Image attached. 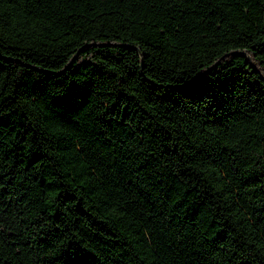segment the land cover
Returning a JSON list of instances; mask_svg holds the SVG:
<instances>
[{
    "label": "trees",
    "instance_id": "16d2710c",
    "mask_svg": "<svg viewBox=\"0 0 264 264\" xmlns=\"http://www.w3.org/2000/svg\"><path fill=\"white\" fill-rule=\"evenodd\" d=\"M0 264H264V0H0Z\"/></svg>",
    "mask_w": 264,
    "mask_h": 264
},
{
    "label": "water",
    "instance_id": "95a60500",
    "mask_svg": "<svg viewBox=\"0 0 264 264\" xmlns=\"http://www.w3.org/2000/svg\"><path fill=\"white\" fill-rule=\"evenodd\" d=\"M65 71V70H64Z\"/></svg>",
    "mask_w": 264,
    "mask_h": 264
}]
</instances>
